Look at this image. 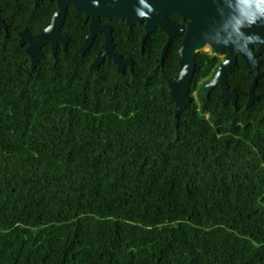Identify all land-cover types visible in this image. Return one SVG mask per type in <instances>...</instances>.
Segmentation results:
<instances>
[{"label": "trees", "instance_id": "obj_1", "mask_svg": "<svg viewBox=\"0 0 264 264\" xmlns=\"http://www.w3.org/2000/svg\"><path fill=\"white\" fill-rule=\"evenodd\" d=\"M50 17L33 0H0V264H264V111L244 107L243 61L228 77L233 108L218 90L204 96L221 60L196 52L174 138L166 81L180 42L160 67L164 36L141 53V32L118 35L133 70H90L102 43L76 53L87 28L71 9L67 48L45 45L31 70L18 33Z\"/></svg>", "mask_w": 264, "mask_h": 264}, {"label": "water", "instance_id": "obj_2", "mask_svg": "<svg viewBox=\"0 0 264 264\" xmlns=\"http://www.w3.org/2000/svg\"><path fill=\"white\" fill-rule=\"evenodd\" d=\"M34 3H38L40 0H33ZM52 1V0H48ZM58 10L54 13L50 24L45 27L40 33L31 35L27 28H24L18 33L19 44L25 45L24 49L26 55L30 60V69L34 70L36 64L39 62L43 55V47L45 45L50 46L52 55L57 53L59 45H62L63 49L67 48L68 39L65 34L62 33V27L66 18V10L69 6L73 7L76 11H82L86 13V18L92 16V22L89 24L90 34L84 39L83 45L76 50V53L80 56H84L86 50L91 45L94 36L97 33L104 32L106 40L104 50L99 52L97 57L89 65L90 70H96L103 63L104 59L111 60L117 69L118 74H123V69L126 65L132 67L130 60H124L120 55L113 51L112 38L110 35V27L99 26L96 24V17L93 14L92 4L89 0H56ZM188 19L189 23L186 28L177 27L164 21L160 24V30L168 34V41L162 49L160 56L159 66L163 65L167 49L170 41L173 37L184 33V38L177 50L178 70L176 74L166 81V87L168 89V95L174 103V115L172 121V127L174 132V138H177L178 130V116L185 110L190 103V84L192 82L195 71V54L198 51H202L205 46H208L211 51L222 52L226 51L230 54V57L224 59L213 76L202 86V91L205 97L216 86L220 89V97L222 98V104H226L229 101L235 105L236 94L234 91H229L226 77L230 75L232 67L236 63V54H240L245 62L246 68L249 73L252 74L251 86L249 88V99L246 103V107H250L254 100L264 97V94L259 96L254 95V89L257 85V81L264 75V71L258 70V64L260 60L257 56L264 52L263 42H243L232 41L228 38H223L215 31L216 28L221 27L218 23L217 10H207L199 8H185L183 10H175ZM102 15H105L102 12ZM116 17H123L122 12L115 13ZM157 26H146V34L141 40V47L149 33H151ZM0 30L7 31L4 21L0 18ZM257 46V50H253V46Z\"/></svg>", "mask_w": 264, "mask_h": 264}, {"label": "flooded vegetation", "instance_id": "obj_3", "mask_svg": "<svg viewBox=\"0 0 264 264\" xmlns=\"http://www.w3.org/2000/svg\"><path fill=\"white\" fill-rule=\"evenodd\" d=\"M89 1L92 4L91 8L96 10L93 12V14L96 17V24L99 26L110 27V35L112 38L113 51L116 54L120 55L124 60H130L132 63V67L128 65L124 67L123 74L126 72H131L133 70L134 62L132 61V58L124 56L122 53H120L117 50L116 47L117 36L125 35L126 38H130L131 36L134 37L136 33L141 32L139 38V51L141 53L144 52L145 44L149 39L153 38L154 36L156 39L162 38L164 36L165 43L163 44L159 53V63H160V56L162 53V49L166 44V42L168 41V34L160 30V24H162L164 21H168V23H170L171 25L182 27L183 29L186 28L189 23V20L184 19V17H182L181 14L175 12V10H183L184 7L185 8L195 7L199 9L217 10V17L219 20L218 23L221 25V27L216 28L215 31L218 33V35L222 36L223 38H228L229 40L232 41H243V42L264 41V0H89ZM36 4H38L39 8L42 10L44 14H46L47 12L51 13V17H50V22H51L54 13L58 10L56 0H52V1L40 0ZM71 9L75 10L73 7L69 6L66 10V18ZM120 11L122 12L123 17L120 16L116 17L114 14L117 12H119L120 14ZM76 12L82 14V22L86 25L87 28V33L84 35L83 38V42H84L85 37L90 34L89 24L92 22V16L90 15L86 18V13L82 11H76ZM102 12H104L105 15H102ZM151 25H155L157 27L147 35L146 40L144 41L143 46L141 47V40L146 34L145 27ZM183 38H184V33L181 35H177L171 39L165 58L167 57V54L171 47V43L173 41H176V42H180L181 44ZM100 40L102 44L100 48L99 45L96 46L95 48V56H94L95 59L98 53L104 50L105 40H106L104 32L97 33L94 36L91 45L86 50L84 56L89 51L92 50L95 42L96 41L100 42ZM59 47H62V45H59L58 48ZM257 48H258L257 46L255 45L253 46L254 51H256ZM209 53L213 56L218 57L221 60V62L224 59L230 57V54L226 51L214 52L210 50ZM235 57H236V63L234 67L236 66L239 60L243 61L240 54H236ZM257 59L260 60V63L258 64V70L260 72L264 71V52H261L257 56ZM105 60H109V59L105 58L104 61ZM243 63L246 68L244 61ZM234 67H232V69ZM232 69L230 75L226 77V80L229 87V91H234V93L236 94L235 105H233L230 101L224 105L222 104V98L220 97V89L218 86H216L212 91L218 90L221 105L232 106L233 108H237L240 103V97L236 89L231 88L228 81V77L232 75ZM247 75L249 80V86L247 89V98L244 104L245 108H247L246 103L249 99V88L251 86V77H252V74L249 73L248 69L246 68V72L240 74V81L246 80ZM211 77L206 79V81L203 84H205ZM262 77H264V75ZM261 78H259L258 81ZM258 81H257V85H258ZM257 85L254 89V95L259 96L261 94H264V91L257 90ZM196 95L197 94L195 92L193 94L194 98H196ZM254 104H259L264 111V97L254 100L251 103V106Z\"/></svg>", "mask_w": 264, "mask_h": 264}, {"label": "rangeland", "instance_id": "obj_4", "mask_svg": "<svg viewBox=\"0 0 264 264\" xmlns=\"http://www.w3.org/2000/svg\"><path fill=\"white\" fill-rule=\"evenodd\" d=\"M202 51H204V52H209L210 51V49H209V47L206 49H203Z\"/></svg>", "mask_w": 264, "mask_h": 264}]
</instances>
